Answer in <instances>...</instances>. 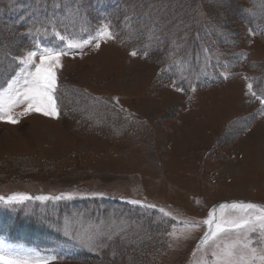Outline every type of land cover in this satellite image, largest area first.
<instances>
[{
  "label": "rangeland",
  "instance_id": "obj_1",
  "mask_svg": "<svg viewBox=\"0 0 264 264\" xmlns=\"http://www.w3.org/2000/svg\"><path fill=\"white\" fill-rule=\"evenodd\" d=\"M41 2L0 0L5 260L264 264V211L231 207L264 208V0ZM45 48L65 53L47 116L23 99Z\"/></svg>",
  "mask_w": 264,
  "mask_h": 264
},
{
  "label": "snow or ice",
  "instance_id": "obj_2",
  "mask_svg": "<svg viewBox=\"0 0 264 264\" xmlns=\"http://www.w3.org/2000/svg\"><path fill=\"white\" fill-rule=\"evenodd\" d=\"M79 45L77 44H71L69 45V48H77ZM97 47H99V44H97ZM36 51H28L26 59L22 61V63L28 65L31 64L33 61V58L37 56ZM65 53L63 51H57L53 48H45L43 49L39 55H40V63L39 65L35 66V71L32 73H29L28 75L31 76V79H25V84L30 85L27 87L26 91L23 93V99L28 105L27 110H32L36 112H42L44 115H55L56 114V104L55 100L53 98V92L56 88V73L54 69L60 65V57L61 55H64ZM135 55V53H133ZM249 87H251L249 85ZM0 119H4V114H0ZM9 122L16 123L17 121L11 117L8 116ZM10 200H16L17 197H11ZM19 199H30V197H20ZM36 199L44 200L49 199L48 197H36ZM55 199H61V197H56ZM4 200L3 197H0V202ZM131 203L136 204L137 201H131ZM221 208L228 207L227 204H220ZM239 208L241 209H257L261 208L262 211H264V208L262 206L253 204V203H244V202H238V203H232V208ZM211 215V213H210ZM250 219V218H249ZM258 219L264 220V216L258 217ZM245 224L248 223V219H245L243 221ZM208 224H212V220L206 221ZM237 227L240 226L239 223L236 225ZM222 230V225L220 223L216 224V231H213L210 233V235L215 236L218 231ZM207 239V236L205 237ZM0 260H5V257L2 253H0ZM5 264H26V262L22 261H13V260H5Z\"/></svg>",
  "mask_w": 264,
  "mask_h": 264
},
{
  "label": "trees",
  "instance_id": "obj_3",
  "mask_svg": "<svg viewBox=\"0 0 264 264\" xmlns=\"http://www.w3.org/2000/svg\"><path fill=\"white\" fill-rule=\"evenodd\" d=\"M51 1L52 0H42V2L41 3H39V4H36L37 6H39L40 7V12H41V14L44 16V15H46V14H48L49 12H52V13H54L55 12V9L53 8V6H52V4H51ZM183 1H181L179 4H178V2H177V4H176V6H175V9L176 10H178L177 8H180V6H181V3H182ZM167 3V2H166ZM148 4L149 3H146V4H144V5H142L141 7H144V9H147V7H148ZM163 5V4H162ZM166 5V4H165ZM167 5H169V6H171L172 4H168L167 3ZM166 5V6H167ZM67 7H70V6H67ZM172 7V6H171ZM160 8V7H159ZM158 8V10H160ZM138 10H140V8H137ZM137 9H136V11L134 12V15L136 14V12H137ZM132 11V10H131ZM133 12V11H132ZM147 13H150L149 11H146ZM145 13V12H144ZM162 12L161 11H158L157 12V16H156V14H155V17H157V18H155L156 20H154V18H152V21L150 22V24H152L153 23V21H155L154 22V24H153V28H154V34H157L160 38H164L167 34L169 35V33H170V31H171V28H173L174 27V25L176 26V25H178V23H179V20H177L179 17H174V19H172L171 21H168V19H165L162 15ZM137 15H140V12L138 11L137 12ZM136 16V15H135ZM111 17V16H110ZM135 18H137V17H135ZM177 18V19H176ZM130 20H128V24H130V22H129ZM114 24V23H113ZM136 24H137V21H136ZM114 29H115V31L117 32V33H119V34H117L116 35V32H114L113 31V33L115 34V38L116 39H119L120 37H123V36H125L126 35V33L127 32H123V30L125 29L126 31H127V28H123L121 31H119L120 30V27L119 26H114ZM119 31V32H118ZM132 32H133V30H132ZM13 37H16V36H13ZM34 38V37H33ZM30 41H33V39L30 37V39L29 40H24L23 42H25V51L26 50H30V48H29V44L27 45V43H29ZM31 229V228H30ZM28 229V231L29 232H33L34 233V231H32V230H34V229ZM118 256V254L117 255H115L114 257H117ZM94 258V257H93ZM93 258H91L90 257V259H87V260H85V264H90V262L92 261V259ZM104 258V257H103ZM105 259V258H104Z\"/></svg>",
  "mask_w": 264,
  "mask_h": 264
}]
</instances>
